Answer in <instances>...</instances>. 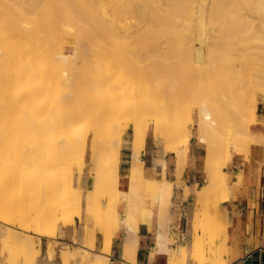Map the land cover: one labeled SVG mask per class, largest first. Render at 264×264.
Wrapping results in <instances>:
<instances>
[{
  "label": "bare ground",
  "instance_id": "1",
  "mask_svg": "<svg viewBox=\"0 0 264 264\" xmlns=\"http://www.w3.org/2000/svg\"><path fill=\"white\" fill-rule=\"evenodd\" d=\"M140 1L135 3L134 6H130L125 0H113L111 8L107 9L105 0H0V210L2 211H0V223L6 228V232L0 234V264H58L53 259L54 253L49 249L42 253L41 249L38 248L39 242L37 243L32 238L30 234L31 229H33L31 226L32 216L34 215L38 221L36 232L42 237L53 234L48 228L51 227L54 231L59 220L65 224L71 220H76L75 218L80 216L81 191L78 189L80 186L78 188L71 186L70 172L67 169L64 172L60 171L61 173L55 175L54 179L44 177L43 174L44 178H38L40 179H37L38 182H34L36 181L34 180L33 184L32 180L34 178L31 181L27 178V176L29 177L28 174L31 173L26 172L24 174L25 169L23 168L28 167L29 169L30 164L36 165L35 162L32 163L33 155H37L38 158H43L49 164L55 165L63 160L65 162L69 161L67 158L69 156L70 159L76 158L72 156H75L74 153L78 151H80L78 153L80 156L84 154L88 135L87 131H83V128L88 124L84 119V113L88 109L96 108L104 113L116 103L117 98L132 91L131 86H129L132 82L128 78L120 81L117 86L113 85L114 70L115 72L117 71L116 69L120 67V63L124 62L123 64H127V62H130L131 53L127 52V48L131 44H127L128 46L124 44L128 42L131 36L133 39H137L138 35H143L144 26L147 29H145L146 32H154L156 35L158 34L157 37H160L163 31L164 33L169 32L170 28L172 29L171 34L175 33V35H172L173 39L168 40L165 36L163 38L166 40L155 42L156 54L152 52V60L149 64H143L142 70L136 71V74H139V78H141L140 97L143 96L146 102L151 103L156 98L161 100L174 95L179 91L180 87L187 88L195 78L211 75V73L216 71V68H219L221 61L229 58L225 62L228 63L219 72L220 75H215L216 78L212 79L213 91L223 92L221 99L229 121H232L234 111L241 110L244 107L242 104L244 102L239 100L240 98L246 97L245 102L249 103L246 107L247 112H254L253 102L256 91L264 89V61L251 58V55H249L250 58H245L241 53L238 56L236 49H234V53L231 49L236 48L237 46L234 45L238 44V42L231 40V35L229 34L232 31L230 30L227 31L231 32L228 34L229 37L227 36V39L224 40L226 38L224 36V41H221L223 44L217 47V49L222 48L228 52V54L225 53L228 56L227 58L223 59L221 57L220 59L219 56L221 54L217 56V52L210 51L211 47L214 46V41H212V44L203 40V49L200 50V47L194 49L193 41L200 36L198 31L191 30V34L187 36L181 33L185 27L186 29L187 27L191 28L190 23L185 26L184 22H191L196 19V15L201 10L200 7L199 9L198 6L195 7L190 4L192 0ZM262 2L264 0H261ZM160 12H163L162 16ZM115 14L118 15L117 19L114 17ZM130 16H136L138 23L132 24ZM178 18L183 28H177L176 19ZM163 25L168 27L165 28ZM230 26V24H227L226 27H229L227 29H230ZM148 36V38L154 37V35ZM175 36H179L178 39L182 40V44L178 48L172 45L173 42L180 43L177 38L175 39ZM206 36L207 31L204 34V37ZM133 39L130 41L133 42ZM151 40L149 41L151 42ZM152 41L154 43V40ZM150 42L147 43L152 45L153 43ZM64 44L74 47L75 51L72 56L63 53ZM119 45H123L120 47L121 49H119ZM173 47L174 53L172 52ZM149 48L147 47L146 49L149 50ZM122 49H126V52ZM169 49H172L173 56L168 51ZM229 49L231 52L228 51ZM164 52L170 54V59L160 56ZM235 54L237 57H235ZM108 56L111 58L108 61L111 60V62L107 65L108 62L105 61L107 62L105 67L102 68L101 64V67L97 68L98 66L96 67L95 64L98 63V60ZM166 56L168 55L166 54ZM67 59L70 62L69 64ZM261 60H264V56H262ZM116 61L119 64H116ZM44 62L47 66L42 69ZM137 63L138 66L142 64L139 61ZM93 65L97 68L95 72L93 67V71L90 68ZM88 69L93 73L88 72ZM64 80L68 86V91L59 93L55 87L56 92L53 91L55 95H52L54 99L43 104L45 105L44 107H41L37 99L38 95L43 92H49L54 87L51 86V82L55 83L57 81L60 84L61 82L59 83V81ZM57 82L55 85L58 87ZM157 83L161 84L160 87L155 86ZM221 83H224V88L219 87ZM110 84H112V87L116 86L115 90L107 95H102V90H106L104 87ZM233 84H237L235 92L230 87ZM236 87L234 86V88ZM139 92L138 94H140ZM142 100L144 101V99ZM57 103H59L58 106L61 105L60 103H67L68 107L70 105L73 110L68 109L67 113L63 111L64 114L59 111H54L53 113L52 107ZM196 106L200 109V140L206 141V137L202 133L206 127L205 116H208L206 114L208 104L196 102ZM37 107H40V110H37L39 111L38 118L40 117V119L37 120H43L44 126H42L43 124L41 126L44 129L40 128L44 131L40 132L41 130H39L40 133H43L40 135L42 141L40 140L39 150L36 149L34 154V149H31L33 147L26 148L23 151L24 148H16V145L20 138L24 140L23 133L19 135L18 132L21 129L20 126L28 130L29 134L27 133V137H30L32 131H29L28 128L30 126L31 130L33 122H30L31 125H29L28 120L32 114L34 116L35 108ZM168 111L170 109L161 105L157 115L150 121V125L156 131L160 127L167 129L165 135H160L163 140L165 139L164 141L168 140L175 132H184L187 128V123L191 121L192 115V108L187 106L184 110L179 111L177 119L169 122L162 115ZM36 113L38 115V112ZM249 113L248 115L251 114ZM247 118L237 119L236 125L230 126V128L235 127L230 129L235 149L247 148L251 142L255 141L261 143L259 142L261 141L259 140L260 138L256 140V138H252L247 133V126L250 122ZM65 120L67 124L62 125ZM58 122L61 125L59 129L56 127ZM208 124L210 125V122ZM173 129L178 131L173 132ZM90 131L94 137L90 143V188L84 201V218L86 225L93 220L99 221L101 222L99 225L100 231L110 232L114 222L117 177L108 175L103 182L101 181L100 188L93 186L97 184V179L99 178L97 174L102 173L103 168L101 165H96L98 162L96 159L98 144L95 143L96 129L92 127ZM51 132L56 133L55 139L52 141H50L52 138L49 137ZM240 133L244 134L245 137L243 139L238 136ZM78 135H80L79 139L77 138ZM41 136H43V139ZM146 137V119L143 116H139V125L135 128L133 138V147L137 156L144 148ZM179 144V141H175L173 148L178 156H181L182 151L180 149L184 150V147H179ZM20 150H22L21 153L18 152ZM36 160L37 162L39 161L37 158ZM21 162L25 164L22 165ZM220 162H223V159L218 164ZM27 164L29 165L26 166ZM19 165H22V169H20ZM82 165L80 164V167H78L80 168L78 169L80 173L82 172ZM36 166H39V163ZM207 166L209 168L210 182L208 185L206 184V187L203 186L201 190L197 191L198 205L195 208L192 220L191 256L192 259L199 261L198 264H224L226 226L216 221L214 212L210 211L205 204L203 205V201L208 191L215 194V187L218 186V182L221 183L222 187L225 185V177L223 175L222 177L218 176V173L215 172L216 164H214L213 160L209 161ZM39 167H42L41 162ZM143 167V162L139 161L129 172L130 184L125 218L126 235L122 242L123 264H132L137 257L139 243L138 226L145 218L139 206L145 186V178L142 173ZM181 167L182 162L179 160L175 169L177 179H180L183 174ZM21 172H23L22 176L27 179L26 181L21 179ZM80 183V180H78V185H81ZM153 188L156 190L155 187ZM171 192L172 186L170 185L162 188L161 192H159L162 202L169 201ZM101 194L105 195L104 198H107L106 203L108 202L103 210L100 207ZM229 199L230 195H224L222 203ZM32 200V206L29 207L30 204L27 206L26 204ZM21 219H26V221ZM217 227L219 228L217 229ZM170 233V241L175 242L177 240L176 228L171 229ZM94 235L92 234V236ZM92 236L91 240L93 241L91 242L93 244L95 236ZM111 245L112 238H103L101 251L108 254ZM178 247L180 249L179 254L184 257L185 252L182 246L178 245ZM175 254V252L172 253L173 257H169V260L172 261V264H179L180 261L177 257H174ZM58 258L59 264H108L109 259L105 255L91 256L90 251L84 246L79 247L75 251L62 252L58 255Z\"/></svg>",
  "mask_w": 264,
  "mask_h": 264
},
{
  "label": "rangeland",
  "instance_id": "2",
  "mask_svg": "<svg viewBox=\"0 0 264 264\" xmlns=\"http://www.w3.org/2000/svg\"><path fill=\"white\" fill-rule=\"evenodd\" d=\"M105 1H106L105 5L107 6V9H110L113 0H105ZM125 1L130 6L131 5L134 6V4L139 2L140 0H125ZM142 1L143 0H141L140 2ZM190 4L195 7L198 6V8L200 7L201 10H199L198 14L196 15L197 16L196 19H193L191 22L190 21L184 22L185 26H187L190 23L189 25L191 28L187 27L186 29L185 27V29H183V32L181 33H184V35L187 36L191 34L190 33L191 30L198 31L200 36L197 40L193 41L194 49H198L200 47L199 49L202 50L203 49L202 43L204 42L203 40H206L207 42L212 43V44H213L212 41H214V46L211 47L210 51L217 52L216 53L217 56L218 54L219 55L221 54L219 56L220 59L221 57L225 59L228 57L226 56L228 52H226V50L222 48L217 49V47L223 44L221 41H224L225 39H227V36L229 37V35H231V40L232 41L236 40L235 42H238V44L241 45L240 46L236 43L234 46H237V47L236 48L232 47L233 49H231L233 50V52H234V49H236L237 55L238 54L240 55L241 53L243 54L245 58L247 57L250 58L249 55H251L252 56L251 58H255L259 61H264V60H261L262 56H264V2L261 3V0H221V1L220 0H192ZM194 11H196V9H194ZM162 13H161V16H162ZM114 17L117 19L118 15L115 14ZM127 17L129 16L127 15ZM130 17H131L130 22L132 24L135 25L138 23V18L136 16H130ZM176 21H177L176 23L177 28L178 29L183 28V25L180 23V19L178 18L176 19ZM227 24H230L231 25L230 27L232 29L231 28L227 29L229 28V27H226ZM164 26L165 25H163V27ZM144 27H143L144 31L142 32L143 35L137 34L138 35L137 36L138 38L136 37L137 39L135 38L133 39L131 36L128 42L131 39H133V42L130 41L129 43L127 42L126 44H124L126 46H128L127 44H131V46L129 45L130 47L128 48L125 46V48H127L128 50L127 52L131 53V58L129 60L130 62H127V64H123L124 62L119 64L117 63L118 61H116V64H119L120 67H117V69L115 68L117 71L115 72L114 70V79H113L114 84L113 82H111L113 85L117 86V84L120 81L128 78L130 82H132L129 85L131 86L132 91L129 92L127 95L117 98L116 103L110 109L104 111V113L102 110L97 109V108L88 109L84 113V119L88 123L87 126L83 128V131H87V134H88L87 135V145L85 147L84 154L80 156V154H78L80 153V151H78L76 152L78 155L74 153L75 156H72L76 158L70 159L69 158L70 156H69L67 157L69 161L65 162L63 160V161L57 162L55 165L49 164L43 158H38L37 155H33L35 158L33 157L32 163L35 162L36 165H38L39 163V166H40V162H41L42 167L36 166L35 164H30V165L27 164L26 166L29 165V169L28 167L23 168L25 169L24 174H26V172L31 173V174H28L29 177L27 176V178L30 181L32 178H34L32 182L34 180H36L34 182H38L37 181L38 178L41 179L44 177H48L49 179H54L55 175L61 172H64L67 169V171L70 172L71 186L73 188H78V186H80V188H78L81 191L80 192L81 202H80V213H79L80 216L76 217L75 218L76 220L74 221L71 220L67 224L59 220L54 231L51 227L48 228L50 232H53V234L50 233L51 235L42 237V236H39L38 233L36 232L38 221L35 219L34 215L32 216L31 226L33 229H31V232H30V234L32 235V238L37 243L39 242L38 248L41 249L42 253H44L46 249H49L52 253H54L53 259L58 264H59L58 255L60 253L66 252V251H75V250H78L79 247H83V246L87 247V249L91 253V256H98L99 254H95V252L98 253L99 250H100V254L104 253L101 251V247H102L101 244H102V239L105 237L112 238L111 248L112 247L113 249L115 248L116 254L122 257V242L126 235V231L124 229V223H125L124 214H121L120 209L123 208L125 200H127L126 196L129 193V184H130L129 172L139 161H142L144 164L143 173L146 178H149V179L155 178L154 180L163 182L161 188L159 189V192H161L164 186H169V185L172 186V192H171V196L168 202H162L160 193L158 194V197L153 196L152 194H149V193H144V191L141 194V200H140V205H139L140 210L142 212V215L144 212L143 210H146V209L150 210V215H153V226L150 230H148L142 224V221L141 223H139V226H138L139 244H138L137 254L143 255L145 251H148V253L150 254V259H149L150 261L154 258L156 254H163L166 256L168 264H172V261L169 260V257H173L172 253L175 252L176 254L174 255V257H177L181 264H193V261L191 258V254H192L191 236L193 233L192 219L194 217L195 208L198 205L197 204L198 202L197 191L201 190L203 186L206 187L208 183L210 182L209 171H208L209 168L207 166L208 162L213 160L214 164H216L214 168L215 172L218 173V176L222 177L223 175L225 177V185L223 186L224 187L223 188L221 186V183L218 182V186L215 187V191H216L215 194L208 191L206 193V197L204 198L205 200L203 201V205L205 204V206L210 211L214 212L217 222L226 221V215L222 208L224 207L222 204V197L224 195L228 196L229 194H231V186L227 179L226 173L224 171L225 166L228 163V161L231 159V155L234 152L246 153L244 152L246 148L235 149L233 145V135L231 134L232 131L230 132V129L231 128L234 129L235 127L230 128V126L236 125L237 119H242V117L245 119L248 117L247 119H249L250 122L247 126V131L249 132V128L251 125V128H250L251 132L264 136V94L258 95V102H257V109H256L257 94L260 92H264V89H258L256 91L254 102H253L254 112L253 111L252 113L250 112L251 114L247 112L248 110L246 107L249 104L245 102V99L247 98L246 97L240 98V99L238 98L239 100H242V102H244L242 104L244 105L246 109L242 105L243 108L241 107L242 108L241 110L239 109L237 111H234L232 121L228 120V116L226 115V112H225V106L222 103L221 96L223 92H220V91L216 92L217 90L213 91V87L211 85L213 81L212 79H215L216 76L220 75L219 72H221L222 71L221 69L228 63V62L227 63L225 62L226 60L228 61L229 58L221 61L222 65L220 63L219 68H216V71L211 73V75L208 74V75L199 76L195 78L194 80H192V82L187 88L180 87L179 91L176 92L174 95L166 97V98H162L161 100H158L156 98L153 102H151L154 104L146 102L143 96H142L143 98L140 97L141 93L139 92V88L141 87L140 86L141 78H139L140 76L139 74H136V71L137 70L141 71L143 64L148 65L149 62L152 60L151 56L153 54H156L157 50H156L155 42H159V41L161 42L166 39L168 40L173 39L174 37L172 35L173 34L175 35V33L171 34L172 29L170 28L169 32L164 33L163 31L160 37H157L158 34L156 35L154 32L151 33V31L146 32L147 29ZM166 27L168 26H165V28ZM229 30L232 31V33L227 32ZM206 31H207V36L204 37V34ZM209 34L212 38L209 36ZM148 35H151V36L154 35V37L157 38L158 41L153 36L148 38L149 37ZM165 36H166V39L163 38ZM224 36H226V38H224ZM178 37L179 36H175V39L176 38L178 39ZM147 38L149 40H151L152 38V40H154V43L151 40L153 44L149 45L148 43L150 41ZM175 43L173 42L172 45L178 48L182 44V40L180 41V43L178 42L179 44L177 43L175 44ZM63 46H64L63 53L68 54L69 56H72L74 54L75 49L72 45L64 44ZM122 46L123 45H119V49H121L120 47ZM145 46H147L148 48L150 46L149 50L151 51L146 49L147 47L145 48ZM172 49L168 50L171 56H173V53L175 52L174 47ZM122 50L126 52V49H122ZM116 51L119 54V51L117 49ZM228 51L231 52L230 49ZM144 53L147 55H145ZM164 53L160 54V56H164L165 58L170 59L171 57L170 54L168 52H166L165 54ZM253 53L254 55H252ZM166 54L168 56H166ZM236 54H235V57H237ZM134 55H136L137 58L141 57L139 58L140 60L137 59L136 56ZM108 59H111V58L109 56L102 57V59L98 60L99 65L98 63L95 64L96 67L98 66L97 68H100L101 64H102V68L105 67L106 66L105 64L107 62H108L107 65L111 62V60L108 61ZM138 61L142 63V64L139 63L140 66H138V63H137ZM67 62L68 64L70 63L68 59H67ZM46 66L47 65H45V62H44V64L42 65V69L46 68ZM92 67H93V70L95 69L94 72L97 71V68H95L94 65L90 67L91 70H92ZM88 72H91V71L89 70ZM56 82L57 81H55V83ZM60 82L61 83L63 82V83L61 84ZM55 83L51 82V86H54L53 88L50 89L52 94L50 93V90H49V92H43L42 94H39L38 96L41 98L37 96L38 97L37 99L39 100L41 107H44L45 105L43 104L48 103L54 99V96L52 95H55L56 88L58 90L57 92L59 93L68 91V88H67L68 86L65 80L59 81L60 84H58L57 82L58 87L57 85H55ZM112 84L104 87L106 88L107 92L106 90L102 88L103 89L102 95L104 94L107 95L109 94V92L111 93L112 91L115 90L114 88H116V86L112 87ZM160 85H161L160 83L155 84V86L157 87H160ZM236 85L237 84L230 85V87L234 90V92L237 89ZM220 86L224 88V83L219 84V87ZM234 86L236 88H234ZM53 91L55 92L53 93ZM138 92L140 94H138ZM142 99H144L146 103ZM196 102H205L208 104V110L206 112L208 116H205V122L207 121L206 127H205L204 132L202 133L206 137V141L200 140V134H201L199 131L200 109L199 107L196 106ZM60 104L61 105L58 106L59 103H57L52 107L53 113L54 111H59L60 113H63V111L65 113L66 111L67 113L68 109L73 110V108L71 109L70 105L68 107L67 103H63V104L60 103ZM62 105H64L63 106L65 108L64 110H63ZM161 105L165 106L167 109H170V111H168L167 113L162 114L164 119H166L169 122H172L173 120L177 119L179 117V111H182V109L184 110V108H186L187 106H190L192 108V115H191V121H190L191 123L190 122L187 123L188 129L186 128L184 132L178 131L177 129H173V132L174 131H178V132H175L166 141H164L165 139L163 140L161 136L165 135V133L167 132V129L160 127V129L156 131L155 128H153L150 125L151 119L155 115H157V112L160 110ZM39 108L40 107L35 108L36 112H38V115L36 112H34L35 113L34 116L32 114V116L28 120L29 125H31V123L33 122L31 126V130H30V126L28 128L29 131H32L30 133V137L29 136L27 137V135L29 134L27 132L28 130L25 129L23 126H22L23 128L20 126L21 129H19L18 132H19V135L23 133L24 140H21V138L19 137L20 140H18L19 142L17 141L18 144L16 145V148L18 147L19 149L24 148L23 151L26 148L33 147L31 149H34L33 150L34 154H35L36 149H38L42 141L40 138V135L43 133H40V132L44 131L42 130L44 129V127L42 128V126H44L43 120L42 119H41L42 121L37 120V119H40V117L38 118L39 111H37ZM255 110H256V119H254ZM100 113H103V114H100ZM248 113L250 115H248ZM139 116H143L144 119H146L147 137H146L143 150L141 151L139 156H137L134 150V147H133V138H134L135 128L139 125ZM65 122L66 120L64 121V123L62 122L63 124L62 123L61 124L66 125L67 123ZM209 122H210V125L208 124ZM58 123L56 127L59 129L61 125H60V122ZM41 124L43 125L41 126ZM92 127L96 129L95 143L98 144V146L96 145L98 148V150L96 149L97 151L96 159L98 160L96 165H101L103 168L102 173L97 174V176L99 177L97 179L98 180L97 184L93 186L95 188H100L101 181L103 182L105 180V177L108 175H115L117 177L116 178V199H115V205H114V222L112 224V229L110 232L104 231V230H101L102 231L101 232L99 229V225L101 224V222L99 221L93 220V221L88 222V224L86 225L85 218H84L85 216L84 201L86 199L87 191L90 188V175H91L89 172V161H90V151H91L90 143L92 142V138L94 137V135L90 131L92 130ZM191 129H192L193 135L191 136L190 142H189V137L191 135ZM39 130L41 131L39 132ZM52 133L53 132L49 134L50 135L49 137L52 138V139L49 138L51 139L50 141L55 139V134L57 133V131L56 133H53L54 136H52L53 135ZM238 136L240 137V139H243L245 137L243 133H240ZM41 137L43 139V136ZM77 138L79 139L80 135H78ZM259 140H261L259 141L261 143L251 142L250 145L252 146L254 144H260L264 146V138H260ZM175 141H179L180 143L179 147L180 146L184 147V150L180 149V151H182L181 156H178L176 150L173 148V144ZM104 145H107V146H104ZM108 145L110 146L109 147L110 149L108 148ZM122 145H125L131 150L130 152L132 154V159H131L130 167L127 170V176L120 178L118 170H119V162H120V150H121ZM192 145L200 146L198 149L199 161L197 163L198 168L200 169V173H199L200 176L199 178H197L196 183L191 182V184H188L189 187H187L185 184L186 180L184 179L183 176H184V171L188 164L190 147ZM21 151L22 150L18 152L21 153ZM36 158L39 160L38 162ZM221 159H223V162H220L218 164V162ZM179 160H181L182 162L181 170L183 174L180 177V179H177L175 175V169H176V166ZM24 164L25 163H22V165ZM80 164H83L81 166L82 167L81 173L78 170L80 169L78 168L80 167ZM22 165L21 166L19 165L20 169H22ZM155 168H157L158 171H155ZM22 174L23 172H21V175H20L21 179L26 181L27 179L24 176H22ZM43 174H44V177H43ZM77 178L78 180H80L81 185H78ZM104 197L105 195L101 194L100 207L102 210L105 209V206L108 203V202L106 203L107 198H104ZM29 202L26 205L28 206L30 204L29 207H31L33 204V200L30 203ZM21 220L26 221V219H21ZM229 225L227 223L226 233H227V229ZM175 228L177 231L178 238L180 239V242H182L185 245L182 247L183 251L185 252L184 257H181V255L179 254L180 249L178 247V241L177 240L175 242L170 241V236H171L170 230L175 229ZM218 228L219 227H217V229ZM5 232H6V228L0 223V234L5 233ZM92 234H95L93 244L91 242L93 241L91 240ZM99 242H101L100 247L98 246L95 247V244ZM171 243L175 244V246H172L173 244ZM225 244H226V234H225ZM173 247L175 248L173 249ZM226 248H225V255H226ZM195 261L198 264L199 261L196 259ZM206 262L208 263V261ZM108 264H110V259H108ZM115 264H123V263L117 262ZM132 264H136V260Z\"/></svg>",
  "mask_w": 264,
  "mask_h": 264
},
{
  "label": "crops",
  "instance_id": "3",
  "mask_svg": "<svg viewBox=\"0 0 264 264\" xmlns=\"http://www.w3.org/2000/svg\"><path fill=\"white\" fill-rule=\"evenodd\" d=\"M259 94L262 95L264 92L257 94L256 109ZM254 119H256V110L254 113ZM250 128L249 132L247 131L249 136L254 139L256 138V140L258 138H264V136L251 132ZM192 135L193 132L191 129L189 142ZM250 146L244 151L246 153L234 152L224 170L231 186V194H229L230 199L222 203L224 206L222 208L226 215V221H218L225 226L227 223L228 225L230 224L227 233H225V245L227 248L224 264H243V262L254 252L259 251L264 254V146L260 144ZM199 147V145H192L190 147L188 164L183 176L186 180L185 184L187 187H189L188 184H191V182L196 183L197 178L200 176V169L197 165L199 161ZM130 151L131 150L128 147L122 145L118 170L120 178L127 176V170L130 167L132 159ZM155 171H157V168H155ZM143 177L145 178L144 193H149L158 197L159 189L163 182L146 178L144 173ZM153 187H155L156 190H154ZM126 197L127 200H125L123 208L120 209L121 214H124V219L126 218L127 213L128 195ZM143 211V216L145 218L142 220V224L146 229L150 230L153 226V215H150V210L148 209ZM177 241L178 245L182 247L185 246L180 242L178 235ZM100 243L101 242L96 243L95 247H100ZM172 246H175V244ZM174 248L175 247H173V249ZM115 251V248L113 249L112 247L108 254H100V250L98 253L95 252V254L107 256L110 259V264L122 262V257L116 254ZM149 259L150 254L148 251H145L143 255L137 254L136 264H168L167 258L163 254H156L151 261ZM192 261L193 264H197L194 259H192Z\"/></svg>",
  "mask_w": 264,
  "mask_h": 264
},
{
  "label": "water",
  "instance_id": "4",
  "mask_svg": "<svg viewBox=\"0 0 264 264\" xmlns=\"http://www.w3.org/2000/svg\"><path fill=\"white\" fill-rule=\"evenodd\" d=\"M243 264H264V254L259 251L254 252L243 262Z\"/></svg>",
  "mask_w": 264,
  "mask_h": 264
}]
</instances>
